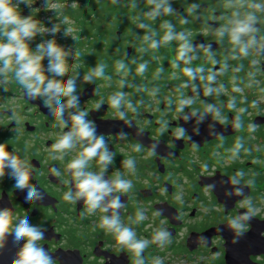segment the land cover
<instances>
[{"label":"flooded vegetation","instance_id":"obj_1","mask_svg":"<svg viewBox=\"0 0 264 264\" xmlns=\"http://www.w3.org/2000/svg\"><path fill=\"white\" fill-rule=\"evenodd\" d=\"M249 2L250 0H173V7L187 17L189 23L181 25L179 15L162 16L155 23L147 18L141 19L156 30H159V24L164 19L171 20L177 30L183 29L190 33L194 43H213L216 59L223 61L230 55V46L227 45V39L223 45H216L214 31L227 22L232 11L238 8L241 11L246 10ZM193 3L198 4L199 8L197 12L189 15L187 9ZM34 6L38 7V4ZM67 18L75 26V20ZM261 19L258 35L264 36V17ZM133 28L138 30L136 26ZM74 29L78 31L79 26ZM143 34L144 30L141 29L138 34L133 33L125 38L121 31L116 30L115 37L110 38L111 40L103 38L101 47L97 50L92 49L83 57L81 53L85 52L86 48H73L72 56L68 59V76H71L77 67L82 76L101 62L107 65L106 74L112 76L111 81L97 79L95 84L81 82L78 92L81 97V109L89 111L88 118L97 123L98 133L105 134L110 149L117 154L109 176L120 170L125 172L126 178L133 180L132 191L122 197L127 205L122 211V219L127 223V217L134 216L137 208H141L146 211L147 219L139 225H133L138 237L150 239L154 229L159 227L167 228L172 233L171 244L163 248L155 244L150 245L144 253L146 264H153L156 257L161 258L164 264H264V255L252 252L249 255L250 262L244 254L233 259L227 258L230 240L234 237L233 231L228 227V219L246 209L239 205L241 197L226 198L224 191L228 186L221 187L218 183L237 170L244 171L247 174L245 178L254 181L251 187L245 188V194L251 196L260 209L248 223L244 235L250 233L256 223L264 222V91H261L264 89V55L251 56L242 62L243 68L239 72L229 70L225 76L218 78L228 85L229 91L233 84L244 88L242 95L236 94L237 106L248 108L242 116L244 127L239 130L234 128L232 117L235 113L229 112L228 125H217L218 131L222 132V138L209 137L205 126L201 125L200 135L192 136L189 141L187 137L176 140L173 135L175 126L182 121L176 120L174 110L168 111L166 107L168 98L174 99L179 91H187L179 88L180 80L170 79L173 71L171 60L175 58V42L168 48H161L159 53H148L144 57L150 60L148 72L143 79L138 76L136 84L144 86L147 90L154 86L159 87L158 97H150L148 91L137 93L131 85V77L128 78L129 86L124 89L129 94L127 98L139 111V117L134 119L133 123L136 128L143 129L144 134L137 136L134 127L124 128L123 122L113 115L107 103L98 112L94 110V104L102 97L107 101L108 95L117 90L120 77L114 71L116 60L125 59L135 70V65L131 62L139 60L138 48ZM252 59L258 61L257 65L250 64ZM162 60L164 76L152 81ZM201 63L206 64L203 53H200V59L194 61L192 66ZM228 63L235 67L240 62L229 60ZM252 76L260 82L259 86L253 83L252 87H247ZM108 83L111 87H107ZM7 87V91L0 87V143H6L9 151L15 148L21 157L27 149L26 154L33 168L30 182L41 188L46 193V198L43 202L26 204L25 193L15 190L14 181L6 176L0 181V207L11 208L14 216H22L27 212L34 225L46 222L48 231L40 243L52 254L55 264H132L129 254L117 252L114 247H109L112 244L110 236L100 230H94L99 213L94 217L81 219L82 205H70L62 200L66 186L51 176L50 168L56 166L63 170L64 162L50 161L46 153L48 146L63 130L52 127L54 118L49 110L44 108L40 101L28 100L21 87L14 81ZM209 99L226 103L227 96L221 97L220 101ZM253 100L259 103L257 109L250 107ZM139 101L143 103H137ZM13 107L22 117L20 125L10 119V109ZM225 112L227 113V109ZM161 117L170 121L169 130L163 136L158 134L159 125L156 123ZM249 122L258 125L255 133L249 132ZM185 127L191 135V124ZM120 130L128 132L127 139L122 140L116 135ZM237 137L243 139L244 147L250 151H242L240 157L232 161L228 159L229 150ZM156 139L160 141L157 149L159 154L148 157L147 146ZM138 142L145 146L141 153L133 150ZM193 142H196V147ZM214 153L219 155L214 156ZM129 157L136 160L135 174H128L122 166V161ZM205 162L209 165L207 171L202 167ZM214 182L217 183L215 190L205 191V186ZM177 196L181 197L183 203L176 199ZM157 212L159 215H155ZM201 237L204 238L203 241ZM8 246H12L11 238Z\"/></svg>","mask_w":264,"mask_h":264},{"label":"clouds","instance_id":"obj_2","mask_svg":"<svg viewBox=\"0 0 264 264\" xmlns=\"http://www.w3.org/2000/svg\"><path fill=\"white\" fill-rule=\"evenodd\" d=\"M112 3L115 4L116 0H112ZM35 4L36 0H0V87L7 91L10 83L13 81L17 83L28 100L40 101L43 107L49 110L54 118L52 127L63 130L48 146L46 153L50 161L64 162L63 170L56 166L50 168L51 176L66 186L62 200L70 205H82L81 219L94 217L99 213L94 230H100L111 237L112 244L109 247H114L117 252L129 254L132 264H146L144 253L150 245L155 244L163 248L171 244L172 233L167 228L159 227L154 229L150 239L138 237L133 225H139L147 219L146 211L141 208H137L134 216L127 217V223L122 219V211L127 207L122 197L132 191L133 180L126 178L125 172L120 170L109 176V170L114 165L117 154L110 149L105 134L98 133L97 123L88 118L89 111L80 107L78 87L81 82L95 84L97 79L111 81L112 76L106 74L107 65L103 62L82 76L78 67L71 76H68V59L72 56V49L60 45L56 36L62 33L64 38L74 39L72 36L74 29L69 26L67 16L59 20L61 5L58 3L43 0V9L54 13L55 22L53 17H49L50 27L34 18V13L40 10L34 6ZM144 4L146 10H141V16L153 23L162 16L175 15L180 16L181 25L189 23L187 17L173 7V0H144ZM21 5L28 9L27 15L22 13ZM130 6L135 10L138 7L136 0H131ZM198 8L199 5L193 3L187 12L192 15ZM141 16L134 18L136 28L144 30L138 48L139 60L131 62L135 65V70L125 62V59L116 60L114 71L120 77L117 90L108 95L107 101L103 97L98 100L94 104V110L100 111L107 103L113 115L123 122L124 128L134 127L137 136L143 135V129L136 128V124L133 123L134 119L139 117L138 108L127 98L129 94L124 89L129 86L128 78L131 77V85L135 87L137 93L148 91L150 97L157 98L159 87L154 86L147 90L144 86L136 84V78L139 76L143 79L148 72L150 60L144 59L148 53H159L161 48H168L175 42V58L171 60L173 71L170 79L180 80L179 88L187 90L179 91L174 99L167 100V110H174L175 119L182 121L175 126L173 135L176 140L187 137L191 141L192 136L200 135L201 125L205 126L209 137L222 138V132L218 131L217 125H228L229 112L235 113L232 117L233 127L238 130L243 128L242 116L248 108L237 106L236 94L242 95L244 88L233 84L229 91L228 85L218 78L225 76L229 70L239 72L243 68L242 62L249 57L264 55V36L258 35L260 32L258 25L262 23L261 18L264 17V0H250L246 10L241 11L238 8L232 11L227 22L215 29L214 43L223 45L227 39V45L230 46V55L223 61L216 59L213 43L203 41L194 43L190 33L183 29L177 30L176 25L168 19H164L159 24V30H156L151 24L144 23ZM45 35L51 38L41 40L33 48L36 38ZM200 53H203L206 64L192 66L194 61L200 59ZM76 55L79 56V53ZM229 60L240 63L232 67L228 63ZM257 63L255 59L250 60L253 66ZM164 73L162 60L152 81L161 79ZM253 83L257 86L260 84L252 76L247 87H252ZM107 87H111V84L108 83ZM224 96H227L226 103L213 102L209 99L215 98V101H220ZM250 107L257 109L258 101H251ZM10 112V119L16 125H20L22 117L16 108H11ZM156 123L159 125L160 136L168 132L170 121L161 117ZM188 124H191V135L185 127ZM247 128L250 133H255L258 125L249 122ZM116 135L122 140L128 138V132L123 130L118 131ZM159 145L158 139L153 140L147 146V156H158ZM193 146L196 147V142H193ZM144 147L138 142L133 150L141 153ZM242 151L247 153L250 150L244 147L243 139L237 137L229 150L228 159L235 161ZM26 152L27 149L25 155L21 157L15 148L9 151L6 143H0V181L6 176L12 179L13 188L25 193L24 202L36 204L45 200L46 193L30 182L33 168ZM218 155L214 153V156ZM122 166L128 174H135L137 170L136 160L132 157L123 160ZM202 167L207 171L209 165L205 162ZM246 175L244 171L237 170L226 179L218 181L221 187L228 186L224 191L225 197H241L239 205L246 209L228 219V227L237 239L244 235L248 223L260 211L252 197L245 194V188L251 187L254 183L252 179H246ZM216 187L215 182L207 184L205 191H214ZM176 199L183 203L181 197L177 196ZM45 223L34 225L27 212L22 216H14L11 208L0 207V255H3L11 238L15 251L9 264H55L52 254L40 243L48 231ZM201 240L204 238L201 237ZM153 264L164 262L156 257Z\"/></svg>","mask_w":264,"mask_h":264},{"label":"trees","instance_id":"obj_3","mask_svg":"<svg viewBox=\"0 0 264 264\" xmlns=\"http://www.w3.org/2000/svg\"><path fill=\"white\" fill-rule=\"evenodd\" d=\"M59 3L77 1L78 8H69L68 5L61 6L60 14L75 20V26H79L80 41H74L72 46L83 49L82 56H87L89 51L100 46L103 38L109 40L115 37V31H121L125 38L130 34L138 33L141 29H134V18L141 16V10L145 9L144 0H136L138 7L131 8V0L112 3V0H57ZM141 18H146L142 17ZM74 26V25H73ZM74 26V27H75ZM104 35H107L104 37ZM111 40V39H110ZM111 48H113L111 46Z\"/></svg>","mask_w":264,"mask_h":264},{"label":"water","instance_id":"obj_4","mask_svg":"<svg viewBox=\"0 0 264 264\" xmlns=\"http://www.w3.org/2000/svg\"><path fill=\"white\" fill-rule=\"evenodd\" d=\"M120 1L122 0H116V2H120ZM263 233H264V222H261L259 224L256 223L250 233L243 235V237L241 236V238H238V240L237 238L231 237L227 258L233 259L234 257H240L243 256L244 254V256L248 258V262H250L249 255L251 254V252L254 254L257 253L264 255ZM7 248L5 249L3 255H0V264H9V260L12 256V253L15 251L13 246L11 247L8 246ZM237 249L239 251L238 254H237ZM234 253L237 255L234 256L235 255Z\"/></svg>","mask_w":264,"mask_h":264},{"label":"built area","instance_id":"obj_5","mask_svg":"<svg viewBox=\"0 0 264 264\" xmlns=\"http://www.w3.org/2000/svg\"><path fill=\"white\" fill-rule=\"evenodd\" d=\"M53 3H58V4L61 5V6H64V4H65V3H59L57 0L54 1ZM36 4H38V7L40 8V10H39L38 12L34 13V17L37 18L38 20H40L42 23H44L45 26H49V27H50L51 25L49 24V17H53V22H55L54 13L51 12V11H45V10L43 9V7H42V5H43V0H36ZM66 5H67V4H66ZM21 10H22V13H23V14H24V13H28V9L25 8L23 5H21ZM61 18H64V17L60 14V16H59V20H60ZM68 22H69V26H71V27L74 29L73 24H72L69 20H68ZM76 32H77V31H75V29H74V31H73V33H72V36L74 37V39H71L70 37H69V38H64L63 35H62V33H61V34H58V35L56 36L57 42H58L60 45H62V46L70 47V48L72 49V51H73V48H75V47L72 46V43H73L74 41H77V34H76ZM50 38H51V37H50V36H47V35H45V36H43V37L38 36V37L36 38V41L33 43L32 47L35 48V44H36V43H39L41 40H44V39H50ZM78 41H79V40H78Z\"/></svg>","mask_w":264,"mask_h":264},{"label":"rangeland","instance_id":"obj_6","mask_svg":"<svg viewBox=\"0 0 264 264\" xmlns=\"http://www.w3.org/2000/svg\"><path fill=\"white\" fill-rule=\"evenodd\" d=\"M66 4L68 5L69 8H78L81 3L77 2V1H73V2L65 3L64 6H66ZM78 32H79V30L76 32V34H77V40L80 41L82 39L79 38Z\"/></svg>","mask_w":264,"mask_h":264}]
</instances>
